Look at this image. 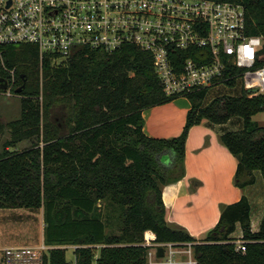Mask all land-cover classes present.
<instances>
[{"label":"trees","instance_id":"16d2710c","mask_svg":"<svg viewBox=\"0 0 264 264\" xmlns=\"http://www.w3.org/2000/svg\"><path fill=\"white\" fill-rule=\"evenodd\" d=\"M213 1L242 5L248 35L264 33V0ZM0 51L7 69L15 70L14 93L22 89L17 95L24 99L21 118L0 126L11 135L0 152V209L43 208L49 264H70L66 246H77L76 264H148L146 232L157 244H192L197 264H264V216L253 232L246 196L221 206L218 224L202 242L167 223L163 203L164 187L186 176L190 130L204 122L241 117V131L219 138L238 160L235 184L254 185L256 171L264 179V127L253 120L264 113L263 95L243 90L205 104L209 90L190 94L182 134L153 139L143 132V112L177 99L163 93L150 54L132 46L112 54L82 48L54 65L50 57L41 64L34 46ZM260 57L257 65H264V49ZM0 78H9L1 65ZM33 136L40 141L32 148L11 150ZM238 224L245 253L236 251Z\"/></svg>","mask_w":264,"mask_h":264},{"label":"built area","instance_id":"2783aa9c","mask_svg":"<svg viewBox=\"0 0 264 264\" xmlns=\"http://www.w3.org/2000/svg\"><path fill=\"white\" fill-rule=\"evenodd\" d=\"M36 47L40 63H64L77 50L108 54L125 47L150 54L154 72L167 98L180 99L196 92L241 80L250 95L264 96V65H257L264 49V33L249 36L242 5L213 0H0V49ZM9 74L12 97L15 70ZM235 69L238 72L233 73ZM246 252V242L236 241ZM150 248L148 264H197L193 245L157 244L152 232L144 235ZM164 255L159 257L158 249ZM38 246L0 249V264H49L50 250ZM70 264H76V260Z\"/></svg>","mask_w":264,"mask_h":264},{"label":"crops","instance_id":"0c3cea01","mask_svg":"<svg viewBox=\"0 0 264 264\" xmlns=\"http://www.w3.org/2000/svg\"><path fill=\"white\" fill-rule=\"evenodd\" d=\"M191 107L187 99L180 98L146 109L142 114L144 134L153 139H172L180 136ZM226 124L212 125L204 122L190 130L185 153L186 176L178 183L163 189L167 223L183 227L199 242L205 240L208 233L218 224L221 206L237 203L243 196H246L251 205L252 231L258 232L252 227L255 201L259 199L260 206L263 203L262 194L258 196L255 190L258 179L255 176L254 185L246 189L236 186L238 160L219 140L221 135L229 132L225 129ZM194 182L200 184L195 190L192 188ZM36 210L41 211L44 241V210Z\"/></svg>","mask_w":264,"mask_h":264},{"label":"rangeland","instance_id":"374dc122","mask_svg":"<svg viewBox=\"0 0 264 264\" xmlns=\"http://www.w3.org/2000/svg\"><path fill=\"white\" fill-rule=\"evenodd\" d=\"M1 91V90H0ZM2 92V91H1ZM243 94V84L241 80H237L234 84H223L209 89L205 104L212 102L220 97H240ZM22 99L17 94L13 93L12 97H6L0 94V126H5L9 123L18 121L21 118ZM191 104V103H190ZM45 120V115L41 111V122ZM253 120L264 127V113L256 115ZM226 131L238 132L243 129V119L239 116L233 117L226 124ZM10 130L0 128V152L3 144L10 139ZM40 137L33 136L30 139L22 141L12 151H23L32 148L33 143L38 144ZM254 177L258 179L256 182V194H262V206L259 199L255 201L256 206L252 214V227L255 231H259L260 224L264 215V179L261 173L254 172ZM43 209V208H41ZM114 224V223H113ZM112 224V225H113ZM41 211L36 209H3L0 210V248L8 246H38L43 242V233L41 230ZM241 226L238 224L233 238L236 240L242 239ZM67 261L73 262L75 259L74 251L77 246H66Z\"/></svg>","mask_w":264,"mask_h":264},{"label":"water","instance_id":"95a60500","mask_svg":"<svg viewBox=\"0 0 264 264\" xmlns=\"http://www.w3.org/2000/svg\"><path fill=\"white\" fill-rule=\"evenodd\" d=\"M7 89H8V85H7L6 80L3 78H0V90L6 91ZM21 91H22V89H18L17 94L21 93ZM158 255H159V257H163V255H164L163 248L160 247L158 249Z\"/></svg>","mask_w":264,"mask_h":264}]
</instances>
